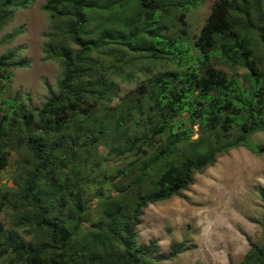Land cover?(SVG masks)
<instances>
[{"label":"trees","instance_id":"1","mask_svg":"<svg viewBox=\"0 0 264 264\" xmlns=\"http://www.w3.org/2000/svg\"><path fill=\"white\" fill-rule=\"evenodd\" d=\"M29 1L0 0V28ZM202 1L45 0L42 60L61 76L39 107L4 96L28 61L0 55V170L17 156L0 189V264H153L182 252L138 243L143 210L264 130V0H216L195 37L187 14ZM145 62L172 68L114 104L109 78L130 80ZM259 195L262 240L240 264H264Z\"/></svg>","mask_w":264,"mask_h":264},{"label":"rangeland","instance_id":"2","mask_svg":"<svg viewBox=\"0 0 264 264\" xmlns=\"http://www.w3.org/2000/svg\"><path fill=\"white\" fill-rule=\"evenodd\" d=\"M215 1L203 0L187 14L190 35H198ZM44 4L45 0H30L25 8H16L11 21L0 28V55L14 51L17 59L28 61V66L11 70L4 96L27 94L32 107L42 104L61 76L58 62L42 60L44 34L50 29ZM16 30H20L18 35L2 41ZM171 68L165 63L145 62L134 69L130 80L111 76L114 104L158 71ZM249 144L219 155L213 164L194 175L193 183L179 196L147 205L136 228L138 243L155 241L157 255L167 254L171 246L182 247L174 258L153 264H240L250 244L261 243L263 210L259 190H264V130L250 135ZM16 158L12 154L8 166L0 170V189L11 186ZM7 218L0 214L5 228L10 227Z\"/></svg>","mask_w":264,"mask_h":264}]
</instances>
